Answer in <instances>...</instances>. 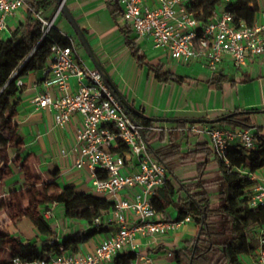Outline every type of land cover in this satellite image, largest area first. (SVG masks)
Listing matches in <instances>:
<instances>
[{"label": "crops", "instance_id": "crops-1", "mask_svg": "<svg viewBox=\"0 0 264 264\" xmlns=\"http://www.w3.org/2000/svg\"><path fill=\"white\" fill-rule=\"evenodd\" d=\"M44 1L25 0L26 5L8 19V28L1 34L0 40L10 37L21 24L27 23L29 18L34 16L31 13L32 4L40 3L39 12L48 20H52L60 5L56 0H46L47 2L43 4ZM256 2L257 10L250 9L247 18L249 21L258 20L260 13L264 10V0H256ZM146 3L152 7L159 4L158 0H146ZM65 4L80 26L86 30L87 38L94 52L115 86L129 105L134 108V114L139 117H142L140 114H144L149 118L170 119L169 121H152L154 127L165 129L164 131H152L155 133V137L151 140L153 149H162L169 145L171 132L178 133L175 141L181 147L182 152L194 150L200 144H205L211 149L210 136L206 133L197 134L190 131L188 125L191 123L185 122L183 119H214L238 108L259 110L253 115V123L262 127L264 135V56L251 57L248 64L241 69L235 68L232 61L226 58L220 63L217 71L211 73L205 60L193 59L188 62L175 60L167 51L155 48L150 37L138 36L136 31L129 26L127 30H131V37L141 52L146 55L149 63L154 66L161 65L164 70L182 79V81L161 82L147 67H140L133 57L126 44L123 30L127 21L123 18V8L116 0H65ZM115 4L122 10V16L117 20L112 15ZM224 7V4L220 6L219 11ZM55 26L63 34L78 38L74 27L62 10L56 17ZM79 54L89 66L96 67L82 44L79 47ZM167 58L169 59L165 62L164 60ZM40 72H31L22 78L24 87L19 104L16 105L17 115L11 121L13 129L17 131L16 138L33 145L32 151L40 155L44 161L43 171L56 178L58 184L55 189L61 190L66 184H70L76 186L80 191L105 196L95 191L92 183L93 177L89 169L79 170L75 167L73 147L76 140V129L81 122L80 116H74L67 126L59 127L55 123L54 112L48 108L40 109L34 102V98L39 93L46 91L53 95L57 93L55 86L45 84L44 70ZM218 76H227L233 82L228 81L221 84L216 80ZM76 88V79H72L70 89L73 91ZM252 131L254 132V130ZM232 146L233 150L241 148L237 139L232 142ZM63 150L66 151V155L62 154ZM198 162L199 160L188 163L173 162L172 167H168V186L173 185L178 190L180 188L178 178L185 180L197 177L199 175ZM216 169L217 165L214 161L207 162L203 170L204 178L212 179L218 176ZM256 175H264V169L257 171ZM16 185L17 181L15 180L10 184V187ZM210 192L215 196V191L211 190ZM180 195L176 196L174 200L178 201ZM29 202V205L22 206L24 210L22 215H13L12 217L7 209L0 210V215L4 220L2 225L0 224V243L6 245L5 257L6 259L9 257L8 260L14 251H10L8 247L10 244L16 246L15 249H17L19 243H28L29 241L33 243L32 238L28 240L22 238L17 228L15 229L17 232L9 231L7 228L9 220H17L15 221L16 226L20 221L29 220L36 229L27 214L31 209H38L44 214L53 230L56 231L55 240L60 243L77 232L93 228L84 220L67 217L63 204L54 201L43 204L30 196ZM33 204L34 207H32ZM158 216L166 220H176L178 208L170 205L164 213L158 212ZM103 224L106 230L80 244L76 252H93L104 238L118 229V224L111 211L104 214ZM197 233L198 226L191 220L166 235L153 238L138 236L121 252L120 261L127 262L128 256L132 255V259L137 258L139 264H181L176 259V251L184 247L187 241L195 238ZM37 236L39 237L34 241L37 246L41 247L48 242L44 235L38 233ZM8 260H0V263ZM243 263L255 264L254 256L245 255Z\"/></svg>", "mask_w": 264, "mask_h": 264}, {"label": "built area", "instance_id": "built-area-1", "mask_svg": "<svg viewBox=\"0 0 264 264\" xmlns=\"http://www.w3.org/2000/svg\"><path fill=\"white\" fill-rule=\"evenodd\" d=\"M118 1L123 8V18L131 23L138 36L150 37L155 48L167 51L175 60L203 59L209 71L215 73L226 58L241 69L251 57L264 56V10L258 20L249 22L229 7L230 0H225L224 9L218 10L214 18L204 24L191 8L194 0H158L155 7L146 0ZM25 5V0H0V37L8 28V19ZM61 10L59 6L52 20L41 12L35 14L42 24V38L55 26ZM80 45L78 38L69 36L68 44L52 46L49 64L44 69L45 84L55 86L57 93H39L34 102L40 109L52 110L59 127L67 126L74 116H80L73 147L75 167L89 169L95 191L114 202L110 211L118 229L90 253L73 252L61 246V253L57 255L34 259L12 255L6 264H139L137 258L120 261L121 252L136 237L166 235L192 220L190 214L179 221L158 216L153 197L168 183L169 170L150 151L144 131L165 129L135 121L103 73L80 56ZM19 69L13 73V80L17 79ZM72 79L77 82L73 91L70 89ZM17 84L24 85L22 78ZM188 129L208 134L213 150L227 164L236 139L245 150L258 145L249 128L191 123ZM120 146L124 149L116 150ZM62 154L67 153L63 150ZM256 174L253 173L252 178L258 182L250 190L254 208L264 206V175ZM3 221L0 215L1 225ZM102 222L103 218L96 220L98 224ZM42 251L43 246H38L37 252ZM254 259L255 264H264V237L260 238Z\"/></svg>", "mask_w": 264, "mask_h": 264}, {"label": "trees", "instance_id": "trees-1", "mask_svg": "<svg viewBox=\"0 0 264 264\" xmlns=\"http://www.w3.org/2000/svg\"><path fill=\"white\" fill-rule=\"evenodd\" d=\"M46 2L45 0L42 3ZM224 2L225 0H194L191 8L196 12L198 19L206 24L214 18ZM40 5V3L32 4L31 13L34 16H31L27 23L21 24L10 37L0 40V113L4 114L5 118L4 124L0 127V145L11 143V138L4 135V128L11 124L12 119L17 115L16 105L19 104L24 87V85L19 86L17 81L31 72L44 70L49 64L51 48L55 43L63 45L69 43V36L63 34L56 26H53L47 36L42 38V24L35 16V13L39 12ZM257 6L256 0H236L229 4L240 18L246 20L250 9L257 10ZM112 15L116 20L122 16V10L116 4L112 9ZM129 26L132 27L128 21L123 26L126 44L138 65L142 68L147 67L161 82L182 81L179 76L164 70L161 65L154 66L149 63L146 55L131 37V30H127ZM83 30L86 33V30ZM18 69L17 79L13 80L12 75ZM216 80L221 84L233 82L227 76H218ZM257 111L259 110L255 108H238L223 115L225 118L218 123L204 124L254 130L258 140L257 147L252 150L243 148L232 150L229 154V164L223 162L213 148L210 149L205 144H200L194 150L182 152L175 141L178 136L175 132H171L169 145L162 149H153L151 140L155 137V133L151 130L144 131L150 151L167 167L171 168L173 162L188 163L199 160L197 177L185 180L178 178L180 185L178 190L173 185L168 186V182L153 197V204L158 212L164 213L170 205H174L178 208L177 221L190 214L198 226L197 236L176 251V259L179 263L244 264L245 255L255 256L260 238L264 237V206L254 208L251 205L250 194L251 188L258 182L252 178V174L264 169L263 129L253 123V115ZM128 112L135 121L145 126L153 125L149 118ZM122 149H124L122 146L116 148V150ZM210 161L216 163L215 171L219 174L212 179L204 178L203 175L206 163ZM211 190L215 191V196L211 195ZM52 194L54 202L64 205L67 217L84 220L93 228L77 232L62 243L55 241L50 244L49 241L57 237L56 231L42 212L31 209L27 212L28 216L38 233L44 235L48 242L43 245V251L40 253L37 252L36 243L30 241L17 243L19 248L12 255L25 259L57 255L61 253V246L75 252L80 244L106 230L103 222L98 224L96 220L102 219L114 206V202L107 197L80 191L70 184H66L61 190L54 189ZM179 194L181 195L178 201H175L174 198ZM31 198L35 199L34 196ZM132 258L133 256L129 255L127 262Z\"/></svg>", "mask_w": 264, "mask_h": 264}, {"label": "rangeland", "instance_id": "rangeland-1", "mask_svg": "<svg viewBox=\"0 0 264 264\" xmlns=\"http://www.w3.org/2000/svg\"><path fill=\"white\" fill-rule=\"evenodd\" d=\"M230 1L235 2L236 0ZM168 59L164 61L167 62ZM40 75H42L41 72ZM4 119V114L0 113V127L4 124ZM4 135L11 138V143L0 145V210L7 209L13 217V215L23 214L22 206L30 204L29 196H34L38 202L43 204L52 202V193L58 182L48 172L43 171L44 161L40 155L32 151L33 145L16 138L17 131L13 129L12 123L4 128ZM15 180L17 185L10 187ZM15 221L17 220H9L8 230L16 231L17 228L22 238L25 240L32 238L31 241L34 243L39 236L31 222L23 220L16 226ZM55 226L58 229L56 224ZM8 247L10 251H16V246L10 244ZM5 253L6 245L0 243V260H8L9 257L6 259Z\"/></svg>", "mask_w": 264, "mask_h": 264}, {"label": "water", "instance_id": "water-1", "mask_svg": "<svg viewBox=\"0 0 264 264\" xmlns=\"http://www.w3.org/2000/svg\"><path fill=\"white\" fill-rule=\"evenodd\" d=\"M56 1L62 7L63 13L67 16L68 20L70 21V23L74 27L80 43L86 49V51H87L89 57L92 59L94 65L103 73L105 79L114 88L115 92L117 93V95L120 98V100L122 101V103L126 106L127 110L130 111V112H135L134 108H132V106L129 105V103L124 98V96L121 94L119 89L115 86L112 78L109 76L107 70L102 65V63L99 60L98 56L94 52V50H93V48H92V46H91V44H90V42H89V40L87 38V35H86L85 31L80 26V24L78 23L77 19L75 18V16L71 12V10L65 4V0H56ZM116 2L119 4L118 0H116ZM140 115L142 117H144V118H149V117L145 116L144 114H140ZM224 118H225V116H222V117H219V118H214V119H208V118H187V119H183V121L188 122V123H194V124H197V123H199V124H215V123L220 122ZM149 119H151L152 121H169L170 120V119H157V118H149Z\"/></svg>", "mask_w": 264, "mask_h": 264}]
</instances>
